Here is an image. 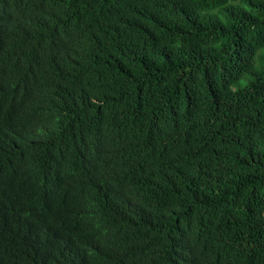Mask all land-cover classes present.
<instances>
[{
	"label": "trees",
	"instance_id": "obj_1",
	"mask_svg": "<svg viewBox=\"0 0 264 264\" xmlns=\"http://www.w3.org/2000/svg\"><path fill=\"white\" fill-rule=\"evenodd\" d=\"M0 264H264V0H0Z\"/></svg>",
	"mask_w": 264,
	"mask_h": 264
}]
</instances>
